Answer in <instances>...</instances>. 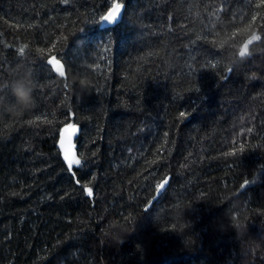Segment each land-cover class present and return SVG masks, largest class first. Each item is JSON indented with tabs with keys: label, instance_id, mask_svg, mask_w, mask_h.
<instances>
[{
	"label": "trees",
	"instance_id": "16d2710c",
	"mask_svg": "<svg viewBox=\"0 0 264 264\" xmlns=\"http://www.w3.org/2000/svg\"><path fill=\"white\" fill-rule=\"evenodd\" d=\"M114 1L0 0V264H264V0Z\"/></svg>",
	"mask_w": 264,
	"mask_h": 264
},
{
	"label": "water",
	"instance_id": "95a60500",
	"mask_svg": "<svg viewBox=\"0 0 264 264\" xmlns=\"http://www.w3.org/2000/svg\"><path fill=\"white\" fill-rule=\"evenodd\" d=\"M118 4H119V7L117 6ZM122 16H123L122 6H121L120 2L118 0H116L112 3L110 8L107 10V12L102 16V18L100 20V28L104 29L107 27L116 26L121 21ZM52 65H53L54 70L56 72H58L60 75H64L65 67L62 64H60L58 61H52ZM72 130H76L75 133H73ZM78 136H79V130L77 127H64L61 130V132L59 134L58 142H57V147L61 151L62 158H63V150L60 147L61 138H63L65 141V147H68L69 143H70L71 150L77 156L76 140H77ZM77 158H78V156H77ZM63 160H64V158H63ZM64 162H65V160H64ZM65 164H66V167L68 168L66 162H65ZM74 167H75V165L73 166V168ZM73 168L71 170H69L71 173H73ZM166 182L167 181H164L160 184V186H159L154 198L150 202L149 206L152 204V202L154 200H156L157 198H159L162 195V193L164 192V190L166 188ZM164 183H165V187H164V189L161 190Z\"/></svg>",
	"mask_w": 264,
	"mask_h": 264
},
{
	"label": "clouds",
	"instance_id": "9594fccd",
	"mask_svg": "<svg viewBox=\"0 0 264 264\" xmlns=\"http://www.w3.org/2000/svg\"><path fill=\"white\" fill-rule=\"evenodd\" d=\"M12 94L15 97V102L13 104L8 105L6 111L8 115H12L13 113H21L27 109H29L33 104V96H32V87L27 81L18 80L13 84ZM238 230L241 227H246V225H242L239 220L234 224ZM132 229L128 228L126 225L120 226L118 232L113 234V243L120 244L124 240V236L131 232ZM184 244L186 247H191L195 244V240L192 237H185Z\"/></svg>",
	"mask_w": 264,
	"mask_h": 264
},
{
	"label": "snow or ice",
	"instance_id": "6c2138e0",
	"mask_svg": "<svg viewBox=\"0 0 264 264\" xmlns=\"http://www.w3.org/2000/svg\"><path fill=\"white\" fill-rule=\"evenodd\" d=\"M65 3H67V0H65ZM119 7V4L117 5ZM29 123H32V121H29ZM76 130H72L73 133H75ZM60 147L63 150V158L65 162L67 163L68 169L71 170L73 166H81L82 161L81 159L77 158L76 154L71 150V145L69 143L68 147H65V141L63 138H61L60 141ZM248 181H245L244 184H247ZM244 184L241 185V188L244 187ZM165 183L163 184V187L161 188L164 189ZM85 192L87 196L92 197L93 196V190L91 187H85Z\"/></svg>",
	"mask_w": 264,
	"mask_h": 264
},
{
	"label": "rangeland",
	"instance_id": "374dc122",
	"mask_svg": "<svg viewBox=\"0 0 264 264\" xmlns=\"http://www.w3.org/2000/svg\"><path fill=\"white\" fill-rule=\"evenodd\" d=\"M244 50L246 51V46H245Z\"/></svg>",
	"mask_w": 264,
	"mask_h": 264
}]
</instances>
